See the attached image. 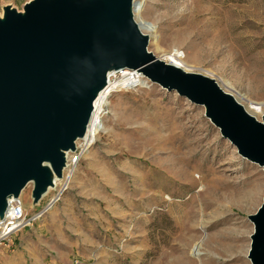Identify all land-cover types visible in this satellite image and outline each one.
<instances>
[{
  "label": "rangeland",
  "instance_id": "rangeland-1",
  "mask_svg": "<svg viewBox=\"0 0 264 264\" xmlns=\"http://www.w3.org/2000/svg\"><path fill=\"white\" fill-rule=\"evenodd\" d=\"M28 1L0 0V13ZM140 2L159 49L264 109V0ZM148 50L160 58L154 44ZM198 50L207 56L194 63ZM104 112L59 201L0 246V264H250L248 216L262 202L264 171L204 108L146 80L113 94ZM32 187L22 190L27 216L50 195L35 205Z\"/></svg>",
  "mask_w": 264,
  "mask_h": 264
},
{
  "label": "water",
  "instance_id": "water-1",
  "mask_svg": "<svg viewBox=\"0 0 264 264\" xmlns=\"http://www.w3.org/2000/svg\"><path fill=\"white\" fill-rule=\"evenodd\" d=\"M148 43L133 0H29L22 11L2 8L0 219L28 183L36 205L62 177L66 154L86 134L110 71H137L202 106L238 155L264 171V113L257 120L213 79L155 57ZM248 220L247 259L264 264V192Z\"/></svg>",
  "mask_w": 264,
  "mask_h": 264
},
{
  "label": "bare ground",
  "instance_id": "bare-ground-1",
  "mask_svg": "<svg viewBox=\"0 0 264 264\" xmlns=\"http://www.w3.org/2000/svg\"><path fill=\"white\" fill-rule=\"evenodd\" d=\"M140 1L141 0H133L134 19H135V22L137 23L140 31L149 36V43L155 45L156 49L158 50L157 56L160 57L161 60L162 59H163V61L165 60V62H167V63L173 64V65L178 66L179 68L183 69L184 71L190 72L192 70V66L189 64L190 63L189 59H187V57L185 55H183V57H181V54L177 53V51L176 52L174 51L172 54H169L168 52H165V51L159 49V47H158L159 36L156 34L155 28L153 26H151L149 23H147V21H145V19L143 18V16H142L143 4H141ZM215 12L217 14L220 13V6L215 7ZM0 16H1V13H0ZM219 22H220L219 19L216 20L217 24ZM218 37H219V33L218 32L214 33V35L212 37L213 41L214 40L216 41V39ZM205 56H207L206 52L198 50V51H196V53L192 59V62L198 63V61ZM146 80H148V79L143 77L137 71L129 70V69L110 71L107 74V85L99 93L98 97L96 98V100L93 103V113H92L91 119L89 121V125L87 128L86 134L84 135L83 138L78 139L76 141V144H75L76 153H73L75 151L74 150L73 152H68L66 154V164H65V167L63 169V176L65 179L64 178L54 179L53 187H52V189L50 188L51 191L55 187H57L60 180L63 181V179H64L63 185H65L67 183L68 179L71 176V172H72L70 167L72 165H76V163L79 161L78 158L82 154L84 149L85 150L89 149L93 144H95L97 136L101 131L102 118L105 115L104 111H105L106 104H107L109 98L117 92L126 91L132 85H134L136 82L137 83H144ZM243 100L244 101L236 98V101H238V103L243 106L244 110L247 113H249L250 115L254 116L256 119L259 120V118L264 113L263 104L260 102H253L250 99L245 98V97ZM78 151H80V152H78ZM77 152H78V154H77ZM47 191H49V189ZM45 194H47V192ZM22 195H23V191L20 194V197H19L20 200H21ZM248 195L250 196V193ZM52 207L53 206H50L47 209L50 210V209H52ZM189 229H190V226H188V230ZM212 239L214 240V238H212ZM247 250H248V248H247ZM247 250H246V253H247ZM193 253L195 256L200 255L198 245H197V248L193 251ZM180 264H188V263L180 261Z\"/></svg>",
  "mask_w": 264,
  "mask_h": 264
},
{
  "label": "built area",
  "instance_id": "built-area-1",
  "mask_svg": "<svg viewBox=\"0 0 264 264\" xmlns=\"http://www.w3.org/2000/svg\"><path fill=\"white\" fill-rule=\"evenodd\" d=\"M73 153H76V150ZM62 178H64L63 173L60 179ZM64 179L63 181L60 180V184L57 185V187H55L52 191L50 190L52 187H49L47 194L43 195L41 198L42 200L45 196L50 194L45 207L42 208L38 213H34L31 216H27L22 200L19 199L20 196L16 199L11 198L8 200L4 217L0 219V246L8 241L14 233L26 226H29L31 223H33V221L40 219L48 211V207L54 206L59 201L60 196L65 189V185H63Z\"/></svg>",
  "mask_w": 264,
  "mask_h": 264
}]
</instances>
